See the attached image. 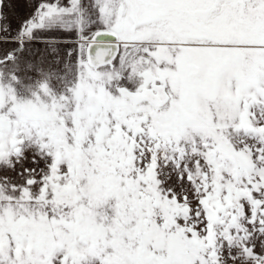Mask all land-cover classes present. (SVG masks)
<instances>
[{"label": "snow or ice", "instance_id": "obj_1", "mask_svg": "<svg viewBox=\"0 0 264 264\" xmlns=\"http://www.w3.org/2000/svg\"><path fill=\"white\" fill-rule=\"evenodd\" d=\"M0 264H264V0H0Z\"/></svg>", "mask_w": 264, "mask_h": 264}]
</instances>
